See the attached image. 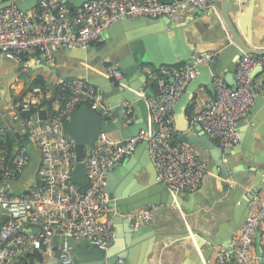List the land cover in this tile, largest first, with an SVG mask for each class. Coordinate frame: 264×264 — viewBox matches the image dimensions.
I'll return each mask as SVG.
<instances>
[{"label": "built area", "instance_id": "built-area-1", "mask_svg": "<svg viewBox=\"0 0 264 264\" xmlns=\"http://www.w3.org/2000/svg\"><path fill=\"white\" fill-rule=\"evenodd\" d=\"M8 1L12 5L0 10V56L25 68L54 65L59 51L101 45L118 22L143 17L179 21L189 12H208L215 7L213 0H94L72 11L63 0H40L23 11L17 5L20 0H0V5ZM219 56L217 51L198 52L194 65L161 66L157 70L145 67L147 80L156 84L155 96L146 100L148 128L117 145H111L101 133L87 146L82 160L88 182L85 188L71 181L78 159L76 141L66 127L82 106H88L104 121L113 119L99 88L79 78L58 80L35 86L22 98L0 105V264H28L26 258L32 252L53 256V237L62 244L60 264H77L69 245L72 239L87 240L108 250L114 221L105 182L142 143L147 145L158 183L174 197L197 192L209 166L195 146L175 140L174 107L198 74L195 66H213ZM257 67L264 70V55L243 53L235 70L234 87L218 75L213 79V97L204 98L202 91L195 93L190 121L199 123L223 150L240 144L239 124L247 118L256 98L252 72ZM106 75L124 86L118 63L108 68ZM1 94L0 88V99ZM49 105L57 106L51 116L45 115ZM124 107L129 124V103L124 101ZM32 150L39 152V167L34 176L26 177L33 161ZM160 209V205H148L130 214L132 228L149 226ZM248 209L239 243L229 252L218 250L216 264L264 263V193L256 192ZM34 228L40 229V234H30ZM257 233L261 234V256L255 250ZM116 264H126V259L119 258Z\"/></svg>", "mask_w": 264, "mask_h": 264}, {"label": "water", "instance_id": "water-1", "mask_svg": "<svg viewBox=\"0 0 264 264\" xmlns=\"http://www.w3.org/2000/svg\"><path fill=\"white\" fill-rule=\"evenodd\" d=\"M63 1L65 3H70L71 10L74 11L84 3L94 0ZM159 1L162 3L168 2L166 0ZM172 2L173 1H169V3ZM213 2L215 7L213 10L208 11V15L212 18L211 25L219 30V35L215 41L222 44L221 58L215 65L210 67L195 66L198 74L190 82L186 91L174 107L175 130L177 133L175 140L195 147L201 146L207 151L213 163V175L221 180L220 183H223L240 172V169H232V162L225 161L223 157L232 158L237 156V153L234 152L233 149L223 150L219 147L204 133L199 123H191L186 116V110L193 102L195 93L200 90L201 86L206 87L213 93V95L215 94L213 86V79L215 76L225 74L226 81L229 85L234 87V73L243 53L260 56L264 55V21L260 18V21H258V27H255L250 31L248 24L249 16H242L244 11V2L242 0H222L220 5L215 0H213ZM11 5L12 4L9 1L2 3L0 5V10L8 8ZM17 5L20 7L19 2ZM33 7H35V4H33L30 9ZM22 10L27 11L24 9ZM245 23L246 27H244ZM166 27L174 32L180 29L183 34H186V27H179L177 24H174L171 19L166 17L158 20L143 17L136 22L135 20H127L111 26L110 31L113 28H120L121 31L127 32L130 37V44L128 45L130 55L128 56L130 57L131 62L127 64L118 62L122 69H129L128 72L124 73V79L122 81L125 87L114 83L113 79L106 75V61L101 65L103 69L99 68L98 70L95 66L92 67L93 69L89 70L85 67V64H82L84 62L81 61L91 57V50H68L80 54L77 57H79L81 61L77 69L62 76L60 70L54 65L42 64L36 66V68H42L46 72L56 75L59 80L70 78L87 80L89 84L99 88L100 92L104 94L106 99L104 100V104L110 107V113L113 118H115V122L104 121L99 114L92 111L88 106H82L66 127L67 134L76 141L75 151L78 159V164L72 171L71 181L81 188H85L88 184L85 167L82 164L85 149L87 146L93 145L101 133H104L111 143H120L136 136L140 130H147L149 110L146 100L128 88L130 87L131 79L127 77L130 74H141L142 72L139 70V66L144 63H150L156 68L162 65H176L181 62H186L191 65L195 64L194 56L198 49L197 44L191 46L188 40H181L177 46L172 48L170 36L164 29ZM255 33H257L256 36H253ZM106 35L108 37V33ZM115 51H119L118 55H124L127 52V50L122 49L121 46L116 48ZM174 55H176V59L174 58ZM24 68L23 65H20L18 69L14 71L13 76H15L19 70ZM263 73L264 70L261 67H257L253 70L252 77L255 78L257 75ZM13 76L9 75L2 77V80L6 83L2 99H5L6 96L10 94V83L8 80L13 78ZM143 90L150 94L148 88H143ZM257 100L258 99L255 101L257 102ZM124 101L133 107L135 114L138 111H142V115H139L134 122L129 123L128 125H126L125 119V114L128 109L124 107ZM262 121H264V113ZM253 124L254 126H257V123ZM192 126L196 129L197 134L190 133ZM262 156H264V152L262 153ZM245 171L249 174V181L246 184L250 185V192L246 193L245 199L243 200V206L246 208L248 215L249 201L256 192L264 190V158L256 163V165L249 167L248 170L245 169ZM149 174H151V178L147 183H141L131 191H123L121 188L108 190L107 182L110 180L109 178H111L110 176L108 177L104 186V191L108 193L109 198L112 201L110 208L116 213L115 215H112V219L114 224H125V226L129 228L131 238L129 241L127 240L126 246L120 251H118L117 246L111 250L102 249L97 245L82 246L77 243L76 240L72 239L69 241V245L73 250V255L77 264H116L119 258H125L127 264H148L149 255L152 253L155 244L161 242L160 236H158L161 234L154 232L155 234L151 235L149 238L143 239L144 231H138L132 228V219L129 215L148 205H172L175 200V197L169 191L168 197L171 199L168 202L161 200L162 195L159 191V186H155V183H158L156 180V170L155 173L149 172ZM1 211L2 209L0 208V212ZM189 228L190 229L186 228L184 230L186 237H190V232H194L192 226H189ZM40 232V229L35 228L29 230V233L33 235H38ZM169 236L177 237L171 234ZM260 236L261 234L259 233L256 240V246L258 248L257 254L259 256L262 254L259 240ZM195 239L199 238L196 236ZM58 241L57 237H53L50 241L51 246L55 249V258L52 264H58L62 251V244ZM215 241H210L211 247L209 252L218 246H223L229 250L230 246H228V244L231 243V239L228 241V244ZM142 243L146 244L142 245ZM205 243L206 242L198 241L200 248H202ZM261 264L264 263L261 262Z\"/></svg>", "mask_w": 264, "mask_h": 264}, {"label": "crops", "instance_id": "crops-1", "mask_svg": "<svg viewBox=\"0 0 264 264\" xmlns=\"http://www.w3.org/2000/svg\"><path fill=\"white\" fill-rule=\"evenodd\" d=\"M39 1L40 0H20L19 5L22 9L29 11L30 7L33 4H35V6L38 5ZM215 1L220 5L222 0ZM242 1L244 2V11L242 16H249L248 24L249 30L251 31L253 28L258 27V21H260V18L264 21V0ZM67 4L71 6L70 3ZM208 13L209 12L192 11L187 13L181 20L172 21L179 27H186V34H183L180 29L174 32L167 27L164 28L170 36L171 47L173 48L177 46L181 40H188L191 46H193V44H197L198 49L196 53L199 51H217L220 52V60L222 54V44L215 41L219 35V30L215 29L211 25L212 18L209 17ZM139 19L135 20V22ZM244 27H246V23ZM107 33L108 37L105 43L97 46H91L87 49L91 50V57H89V59L86 58L81 61V59L77 57L80 54L76 52L74 53L68 50L59 51L57 54L59 55V59L57 62L55 57L54 66L60 70L61 76L71 73L77 69L80 65V61L84 62L82 64H85V67L89 70L93 69V66H95L97 70L99 68L103 69L101 65L106 61V71L114 63H130L131 59L128 56L130 55V50L128 49L130 37L128 33L121 31L120 28H113L111 31L109 29ZM256 34L257 33H255V35L253 34V36H256ZM120 46L122 49L127 50L124 55H118L119 51H115L116 48ZM174 58H177L176 55H174ZM185 63L186 62H181L176 65L162 66L179 67ZM20 65L21 64H18L17 62L10 61L0 56V88L2 94L5 92L4 87L6 84L4 80H2V77L9 75L13 76L14 71H16ZM145 67L157 70L161 66L156 68L150 63L141 64L139 66V70L143 74H130L127 78L131 79L130 87L128 88H130L132 92L137 93L140 97L147 100L148 98L155 96L156 84L147 80L146 75L143 72ZM121 70L123 74L129 71V69L122 68ZM222 75L225 77V74ZM38 76L44 77L46 84L54 83L59 80L56 75L48 73L42 68H36L34 65L29 66V68L21 69L15 76H13V78L8 80L10 83V94L6 96L5 99H2L1 94L0 105H8L10 102L22 98L26 89L29 87L32 78ZM113 82L116 83L114 80ZM254 85L256 88L255 100H258L257 102L254 101L247 118L240 123L239 133L241 141L239 146L233 149L234 152L237 153V156L232 158L223 157L225 161L232 162V169H240V172L236 176H232L226 182L220 183L221 180L217 176L213 175V163L208 152L201 146H196L198 153L204 160L207 161L209 166V170L203 179L201 188L192 194L178 195L175 197L174 204L172 205H161L157 219L149 226L139 229L144 231L143 239L149 238L151 235L155 234L154 232L161 234L158 235L160 236L161 242L155 244L152 253L149 255L148 264H216V254L218 250L225 249L229 252L231 247H234L239 243V232L246 223L248 217L247 210L243 206V200L245 199L246 193L250 191V185L246 184L249 181V174L245 171V169L248 170L249 167L256 165V163L264 158V156H262V153L264 152V121H262L264 113V73L257 75L254 78ZM143 88H148L150 94L147 91H144ZM204 88L205 90L202 91L204 98H211L214 96L211 91H209L206 87ZM129 107V120H131L132 123L139 115H142V111H138L135 114V110L130 104ZM56 108L57 106L49 108L45 115L51 116L55 113ZM193 114L194 111L192 115ZM126 115L127 112L125 114V119L127 117ZM110 122H115V118L110 120ZM253 123H257V126H254ZM190 133L197 134V131L193 126L191 127ZM176 136L177 133L175 138ZM124 141L120 143H123ZM117 144L119 143H111V145ZM36 153V150H32L33 161L25 173L26 177L34 176L37 169L35 165L39 164L40 160L37 158ZM148 170L149 172L155 173L156 169L149 157L147 145L142 143L137 147L132 156L126 158L120 166L116 167L108 174L106 182L108 177H111L107 182L108 190L121 188L123 191H131L139 184L147 183L150 180L151 174H149ZM155 186H159V191L162 195L161 200L168 202L171 199L168 197V189L160 183H155ZM261 193H264V190L261 191ZM143 208L144 207L134 211L133 213H136ZM110 212L111 217L116 214L111 208ZM189 226H192L194 229L193 233L190 232L192 237H186V233L184 231L186 228L190 229ZM170 234L177 237H171L169 236ZM258 235L259 233H257L256 240ZM196 236L199 239H195ZM130 238L129 228L125 226V224H114V237L109 249L111 250L117 246L118 251H120L126 246V242L127 240L129 241ZM230 239L231 243L228 244ZM213 240H216L215 242L228 244V246H230L229 250L223 246H218L209 252L211 247L210 241ZM256 240L255 250L256 253H258ZM198 241L206 243L202 248H200ZM77 243L82 246L95 245L87 240H80L77 241ZM144 244L146 243H142V245ZM54 256L55 254L53 256H47L40 252H32V254L27 256L26 262L28 264H52L54 262ZM58 264L60 263L58 262Z\"/></svg>", "mask_w": 264, "mask_h": 264}, {"label": "trees", "instance_id": "trees-1", "mask_svg": "<svg viewBox=\"0 0 264 264\" xmlns=\"http://www.w3.org/2000/svg\"><path fill=\"white\" fill-rule=\"evenodd\" d=\"M44 84H46V80L44 79V77H39V76L34 77V78H32V81L30 82L29 87L26 89V92L30 91L35 86H41ZM204 90H205V88L201 87L199 91H204ZM194 106H195V97H194L193 102L189 105L188 109L186 110V116L189 120H191V116H192V113L194 110ZM48 107L51 108V105H49ZM36 253H38V252H36Z\"/></svg>", "mask_w": 264, "mask_h": 264}, {"label": "rangeland", "instance_id": "rangeland-1", "mask_svg": "<svg viewBox=\"0 0 264 264\" xmlns=\"http://www.w3.org/2000/svg\"><path fill=\"white\" fill-rule=\"evenodd\" d=\"M58 53H59V52H58ZM58 53H57V54H58ZM57 54H56V55H57ZM58 59H59V55L56 56V61H57V62H58ZM36 151H37V150H36ZM38 153H39V152L37 151V153H36L37 158H39V154H38ZM35 167L38 168V167H39V164H36Z\"/></svg>", "mask_w": 264, "mask_h": 264}]
</instances>
